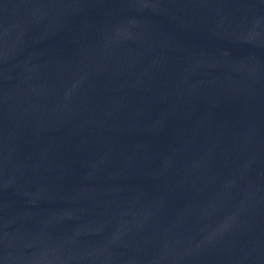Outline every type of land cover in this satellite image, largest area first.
Wrapping results in <instances>:
<instances>
[{"label": "water", "instance_id": "water-1", "mask_svg": "<svg viewBox=\"0 0 264 264\" xmlns=\"http://www.w3.org/2000/svg\"><path fill=\"white\" fill-rule=\"evenodd\" d=\"M0 264H264V0H0Z\"/></svg>", "mask_w": 264, "mask_h": 264}]
</instances>
